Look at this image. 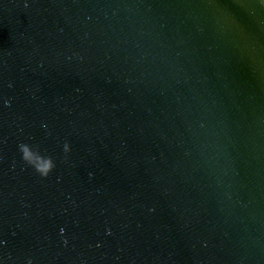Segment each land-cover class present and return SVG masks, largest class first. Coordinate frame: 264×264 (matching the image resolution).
<instances>
[{
	"label": "water",
	"instance_id": "1",
	"mask_svg": "<svg viewBox=\"0 0 264 264\" xmlns=\"http://www.w3.org/2000/svg\"><path fill=\"white\" fill-rule=\"evenodd\" d=\"M0 264H264V0H0Z\"/></svg>",
	"mask_w": 264,
	"mask_h": 264
}]
</instances>
